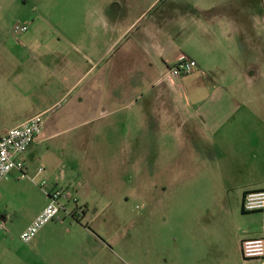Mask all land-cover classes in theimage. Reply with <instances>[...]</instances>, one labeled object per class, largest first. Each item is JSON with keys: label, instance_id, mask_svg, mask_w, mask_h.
Wrapping results in <instances>:
<instances>
[{"label": "crops", "instance_id": "0c3cea01", "mask_svg": "<svg viewBox=\"0 0 264 264\" xmlns=\"http://www.w3.org/2000/svg\"><path fill=\"white\" fill-rule=\"evenodd\" d=\"M221 1L54 0L44 27L34 32L23 22L29 30L18 41L0 42V137L44 118L22 155L24 172L0 184V264L29 257L19 236L48 204L43 191L31 204L33 179L78 199V208L67 205L73 214L64 211L26 244L40 264L115 260L109 221L88 219L80 199L86 177L60 172L61 161L50 156L82 143L85 155L94 148L111 161L132 162L138 173L140 163L149 174L164 158L171 216L136 240L133 264H261L243 257L242 241L264 238V211L262 224L253 225L243 209L248 192L264 190V113L253 119V109L223 84L234 44L245 50L253 29L247 11L221 10ZM184 58L198 67L172 76L169 69ZM24 217L14 231V220Z\"/></svg>", "mask_w": 264, "mask_h": 264}, {"label": "rangeland", "instance_id": "374dc122", "mask_svg": "<svg viewBox=\"0 0 264 264\" xmlns=\"http://www.w3.org/2000/svg\"><path fill=\"white\" fill-rule=\"evenodd\" d=\"M220 5L221 10H245L249 13L246 25L250 26V30L253 29V39L245 50L239 44H234L232 55L235 61L228 67V78L223 84L241 104L253 109L251 117L257 119V113H264V0H222ZM54 9V0H0V42L8 41L9 38L11 41L19 40L20 35H16L13 30L17 24L23 25L24 22L34 32L39 27H44L42 20ZM41 32L44 35L46 30L43 28ZM100 123H95L94 129L99 128ZM65 137L68 134L64 135V139ZM85 148V143L80 147L68 145L57 151V154L50 152V156L55 164L61 161L60 172H79L86 177L87 185L81 191L80 199L88 202L87 218L109 221L107 231L118 253L115 260L110 258L109 264H133L136 240L147 234L149 224H162L171 216V195L166 189L169 179L166 181L164 158H159L156 171L152 173L151 170L149 174L146 163H140L138 173L133 169L132 162L123 159L111 161L94 148L90 149L94 157L85 155ZM33 181L36 190L33 188L29 192V199L36 206L41 201L42 191L45 192L40 187L42 179ZM175 196L179 200L180 194ZM261 214L247 212L246 218L253 225H261ZM25 221L26 217L17 218L11 228L17 232ZM24 253L29 254L24 264H40L37 256L29 252L25 243Z\"/></svg>", "mask_w": 264, "mask_h": 264}, {"label": "built area", "instance_id": "2783aa9c", "mask_svg": "<svg viewBox=\"0 0 264 264\" xmlns=\"http://www.w3.org/2000/svg\"><path fill=\"white\" fill-rule=\"evenodd\" d=\"M13 30L16 35H21L27 33L29 28L27 25L17 24ZM197 67L195 60L184 58L170 68L169 72L172 76L181 78L193 73ZM43 128V115H36L0 137V184L13 171L24 172L25 163L22 155L35 143L43 132ZM43 171L44 169L41 168L40 172ZM40 187L48 198V204L30 226L20 234L19 238L25 244L31 243L48 223L61 220L64 211L73 214L74 211L68 209V204L78 206V199L69 189L58 187L47 180H43ZM243 209L245 212L264 211V190L248 192L244 198ZM242 254L245 259H257L264 264V238L243 240Z\"/></svg>", "mask_w": 264, "mask_h": 264}]
</instances>
